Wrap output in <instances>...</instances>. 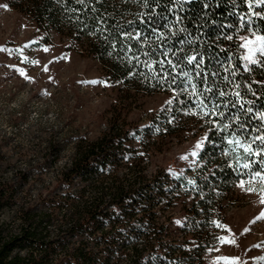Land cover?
Masks as SVG:
<instances>
[{
	"label": "trees",
	"instance_id": "1",
	"mask_svg": "<svg viewBox=\"0 0 264 264\" xmlns=\"http://www.w3.org/2000/svg\"><path fill=\"white\" fill-rule=\"evenodd\" d=\"M9 5L32 18L33 45L51 44L54 32L66 50L97 62L103 81L115 86L121 103L97 139L74 133L70 159L50 179L45 178L55 164L50 157L62 151L54 134L40 151L42 161L0 178V264H204L209 245L225 231L227 200L239 179L241 148L229 141L243 138L241 122L248 128L260 123L244 112L232 118L237 112L231 103L234 93L240 91L243 100L264 108V67L249 65L241 46V38L252 30L264 33V19L252 14L264 12V5L250 9L248 0H194L181 10L170 0H149L147 6L143 0H104L95 5V13L76 0H9ZM153 10L157 16L148 15ZM105 11L108 40L132 29L145 31L147 39L125 40L117 44L119 55L108 54V40L87 34L76 19L80 16L95 29L101 27L96 17ZM120 56L171 60L178 67L165 62L161 70L154 63L153 75L148 67H133L135 60L125 62ZM190 57L202 62L190 65ZM185 71L191 83L182 75ZM237 84L243 87L237 89ZM155 95L169 100L149 124L122 119L138 97L139 103ZM201 101L220 105L224 116L205 117ZM186 132L204 137L194 167L178 175L162 168L149 172L146 162L163 151L164 138ZM8 166L0 163V169ZM181 199L190 225L174 230V216L168 212Z\"/></svg>",
	"mask_w": 264,
	"mask_h": 264
},
{
	"label": "rangeland",
	"instance_id": "2",
	"mask_svg": "<svg viewBox=\"0 0 264 264\" xmlns=\"http://www.w3.org/2000/svg\"><path fill=\"white\" fill-rule=\"evenodd\" d=\"M34 31L32 18L10 7L9 0H0V163L10 165L0 169V178L24 169L29 162L42 161L40 151L54 134L62 151L59 157H50L55 161L45 173L50 179L70 159L74 133L97 139L108 130L117 112L115 106L121 103L115 86L103 81L97 62L66 50L64 40L54 32L50 33L51 44L33 45ZM245 37L252 39L243 36L241 44ZM243 54H248L245 47ZM168 100L165 95L145 97L139 103V97L137 102L133 99L131 103H135L124 111L122 119L147 125ZM164 142L163 151L146 162L149 172L162 168L178 175L197 163L204 137L186 132L164 138ZM198 143L202 145L199 149ZM182 201L168 212L174 216L170 223L174 230L190 225ZM226 213L225 231L219 242L209 245L204 264H264V219H258L264 204L260 195L235 185Z\"/></svg>",
	"mask_w": 264,
	"mask_h": 264
},
{
	"label": "snow or ice",
	"instance_id": "3",
	"mask_svg": "<svg viewBox=\"0 0 264 264\" xmlns=\"http://www.w3.org/2000/svg\"><path fill=\"white\" fill-rule=\"evenodd\" d=\"M77 3L84 5L85 7L91 6V12H98L99 9L96 8L95 5L97 4H103L104 0H76ZM144 4L147 6L149 3V0H143ZM158 3L159 0H156ZM194 0H170V3L175 5H180L181 10H183L184 4H191ZM262 4L264 5V0H248L249 8H254L255 4ZM207 2H205V7H207ZM174 9L170 8L169 11H173ZM254 16L264 19V12H254L252 13ZM107 12L105 11L103 16H98L96 19L100 21L101 27H97L95 29H91L88 27L86 23H84L81 20L80 16H77L76 19L78 22L81 23L83 29H88L89 35H96L97 38L103 37L105 40H108V36L110 34V29L104 25H106V19ZM149 16H157L158 14L153 10L151 13L148 14ZM179 19V17H178ZM131 23V22H129ZM141 23H148L151 25L153 22L152 20H141ZM152 32L156 33L157 29L152 28ZM250 36L252 39H249L248 37L244 38V42L242 43V47H245L247 51V55L244 57V59L247 61L249 65H260L264 67V33H261L259 29L252 30L250 32ZM228 39H231V36L227 37ZM140 40L143 42L144 39H147V33L143 30H136L132 29L131 31H121L119 35L114 36L112 40H108V43L110 45L109 49H107L108 54L112 53H118L120 50L117 48V44H122L125 40ZM189 41L181 40L180 43H186ZM123 51H130V48H123ZM47 51V49H45ZM165 57H167L168 53L167 51H164L161 53ZM144 56L151 57V52H144ZM121 59H125V62H127V59H133L136 61V63L133 64V67H137L140 65H143L145 67H148L149 70L153 71V75L156 74L155 70L152 69V65L155 63L158 65L159 69H164V64L167 62L169 65L172 66L173 69L178 67L177 64H173L171 60H159L156 61L153 59H148L145 61H140L139 56L135 57H129L124 58L123 56H120ZM202 61L198 60L196 57H190L188 58L187 63L192 65L195 63V65H199ZM47 70V69H45ZM248 70L247 68L245 69ZM23 74V73H22ZM235 74V73H233ZM170 75V73L164 72V78H167V76ZM183 76L188 78V82L191 83V75L189 72L185 71L182 73ZM175 78L173 77V82ZM106 83V82H105ZM237 89L243 87L240 84L236 85ZM210 91V89H209ZM248 91H251L250 85L248 86ZM193 94H196L195 86L193 85ZM220 96H224L225 93L220 92ZM252 95H256L255 92H252ZM235 100H233L232 107L237 109V112H234L231 114L233 119L238 118L239 112H244L249 115L250 118H256L260 121L259 126L248 128L247 124L244 122H241L238 125L239 132L241 134V138H237L234 140H230V144H235L241 148V153L237 157L238 166L236 167L237 175L239 177L237 186L244 188L249 193H255L260 195L261 197V203L264 204V108L257 109L254 107V104H250L248 101L243 100V96L240 91H236L234 93ZM208 98H205L207 100ZM224 107H227V104L224 105ZM200 109L205 117H208L211 119V117L219 115L221 117L224 116L223 112H220V105L209 101L208 103H205L203 101L200 102ZM259 113V115H257ZM227 127V125H225ZM202 145L198 143L196 145V148L199 149ZM193 156L197 155L196 152L192 153ZM258 219H264V213H262Z\"/></svg>",
	"mask_w": 264,
	"mask_h": 264
}]
</instances>
